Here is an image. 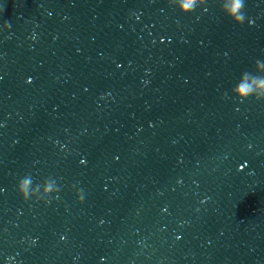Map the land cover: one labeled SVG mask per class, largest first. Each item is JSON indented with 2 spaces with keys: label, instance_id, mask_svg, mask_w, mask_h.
Listing matches in <instances>:
<instances>
[{
  "label": "water",
  "instance_id": "water-1",
  "mask_svg": "<svg viewBox=\"0 0 264 264\" xmlns=\"http://www.w3.org/2000/svg\"><path fill=\"white\" fill-rule=\"evenodd\" d=\"M244 12L0 0V264H264V102L230 92L264 0ZM26 174L59 198L22 202Z\"/></svg>",
  "mask_w": 264,
  "mask_h": 264
},
{
  "label": "clouds",
  "instance_id": "clouds-1",
  "mask_svg": "<svg viewBox=\"0 0 264 264\" xmlns=\"http://www.w3.org/2000/svg\"><path fill=\"white\" fill-rule=\"evenodd\" d=\"M205 5V0H169V7L176 9L181 15L191 14L197 8ZM245 0H219V11L233 25L240 26L244 23L246 15L244 12ZM251 21L249 25L251 26ZM3 31L7 32L10 22L5 21L2 26ZM264 61L257 59L253 63L252 70L241 74L238 82L230 89L231 96L240 103L252 99L255 102H264V73L260 67ZM227 94L222 95L221 99H226ZM34 180L31 174H26L20 178L15 186V191L20 200L27 203L30 199L35 202L49 203V197L59 198V188L57 181L52 176L43 179L42 182L33 186ZM75 202L82 203L84 196L81 191H76Z\"/></svg>",
  "mask_w": 264,
  "mask_h": 264
}]
</instances>
